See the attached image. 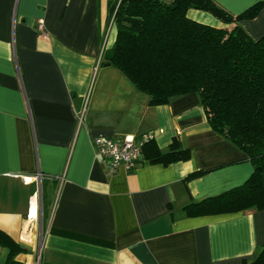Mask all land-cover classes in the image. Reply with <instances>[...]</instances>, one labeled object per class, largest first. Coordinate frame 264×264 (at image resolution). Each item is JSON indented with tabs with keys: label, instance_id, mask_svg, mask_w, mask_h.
I'll return each instance as SVG.
<instances>
[{
	"label": "crops",
	"instance_id": "obj_1",
	"mask_svg": "<svg viewBox=\"0 0 264 264\" xmlns=\"http://www.w3.org/2000/svg\"><path fill=\"white\" fill-rule=\"evenodd\" d=\"M214 1L238 14L260 0ZM106 5L107 0H0V229L23 248L16 260L252 261L264 247V209L208 215L184 210L244 183L253 172L251 161L210 128L197 92L154 105L119 70L101 62L114 39ZM188 16L222 25L201 10L190 9ZM238 23L253 38L264 37V6ZM146 131L155 132L150 145L161 151L177 138L189 159L151 162L142 154L131 171L111 172L93 145L98 135L122 139ZM195 171L203 173L187 180ZM35 193L38 219L28 220ZM7 253L0 247V264Z\"/></svg>",
	"mask_w": 264,
	"mask_h": 264
},
{
	"label": "trees",
	"instance_id": "obj_2",
	"mask_svg": "<svg viewBox=\"0 0 264 264\" xmlns=\"http://www.w3.org/2000/svg\"><path fill=\"white\" fill-rule=\"evenodd\" d=\"M264 0L238 14L214 0H107V22L114 39L102 51L101 62L119 70L150 103L197 92L210 128L244 151L253 165L248 179L222 193L185 205L188 215L264 209V37L253 38L238 23L254 17ZM204 11L222 23L214 26L188 16ZM145 143L151 162L187 160L190 151L173 138L167 151ZM203 171L189 173L187 180ZM6 264L24 251L0 229ZM244 264H264V247Z\"/></svg>",
	"mask_w": 264,
	"mask_h": 264
},
{
	"label": "built area",
	"instance_id": "obj_3",
	"mask_svg": "<svg viewBox=\"0 0 264 264\" xmlns=\"http://www.w3.org/2000/svg\"><path fill=\"white\" fill-rule=\"evenodd\" d=\"M38 31L44 35L45 28L42 21L37 23ZM82 120V116H80ZM155 138V132L146 131L140 135L128 136L122 139H113L108 136L98 135L93 139V145L97 155L107 164L108 169L114 172L119 167H123L126 171H131L140 162L143 154L145 143ZM40 177V174L38 175ZM35 193L33 201L35 208L32 209V202L28 210L27 219H38V199Z\"/></svg>",
	"mask_w": 264,
	"mask_h": 264
},
{
	"label": "rangeland",
	"instance_id": "obj_4",
	"mask_svg": "<svg viewBox=\"0 0 264 264\" xmlns=\"http://www.w3.org/2000/svg\"><path fill=\"white\" fill-rule=\"evenodd\" d=\"M113 31H114V28H113ZM113 31L111 30V31H109V34L107 35V38H108V40L112 37V35H113ZM106 34V33H105ZM41 226H42V224H41ZM40 226V227H41Z\"/></svg>",
	"mask_w": 264,
	"mask_h": 264
},
{
	"label": "bare ground",
	"instance_id": "obj_5",
	"mask_svg": "<svg viewBox=\"0 0 264 264\" xmlns=\"http://www.w3.org/2000/svg\"><path fill=\"white\" fill-rule=\"evenodd\" d=\"M35 208V203H32V209H34Z\"/></svg>",
	"mask_w": 264,
	"mask_h": 264
},
{
	"label": "water",
	"instance_id": "obj_6",
	"mask_svg": "<svg viewBox=\"0 0 264 264\" xmlns=\"http://www.w3.org/2000/svg\"><path fill=\"white\" fill-rule=\"evenodd\" d=\"M167 2H171V0H167Z\"/></svg>",
	"mask_w": 264,
	"mask_h": 264
}]
</instances>
